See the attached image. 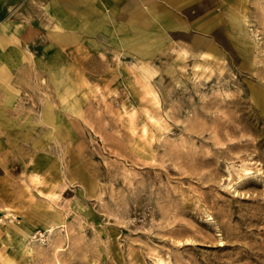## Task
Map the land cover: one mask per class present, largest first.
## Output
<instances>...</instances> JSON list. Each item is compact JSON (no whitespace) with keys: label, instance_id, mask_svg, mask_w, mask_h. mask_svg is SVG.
Returning <instances> with one entry per match:
<instances>
[{"label":"rangeland","instance_id":"obj_1","mask_svg":"<svg viewBox=\"0 0 264 264\" xmlns=\"http://www.w3.org/2000/svg\"><path fill=\"white\" fill-rule=\"evenodd\" d=\"M169 4L17 84L0 264H264V0Z\"/></svg>","mask_w":264,"mask_h":264},{"label":"crops","instance_id":"obj_2","mask_svg":"<svg viewBox=\"0 0 264 264\" xmlns=\"http://www.w3.org/2000/svg\"><path fill=\"white\" fill-rule=\"evenodd\" d=\"M169 5V0H0V126L18 100L17 84L56 80L63 54L72 48L136 43L158 24H179L169 18ZM42 121L57 127L47 105Z\"/></svg>","mask_w":264,"mask_h":264},{"label":"bare ground","instance_id":"obj_3","mask_svg":"<svg viewBox=\"0 0 264 264\" xmlns=\"http://www.w3.org/2000/svg\"><path fill=\"white\" fill-rule=\"evenodd\" d=\"M50 116V115H49ZM159 260V259H158ZM162 261V260H161ZM157 263V262H156ZM159 264V263H158Z\"/></svg>","mask_w":264,"mask_h":264}]
</instances>
